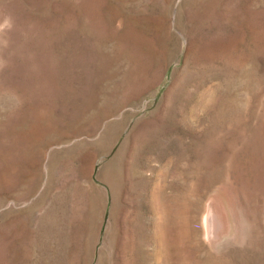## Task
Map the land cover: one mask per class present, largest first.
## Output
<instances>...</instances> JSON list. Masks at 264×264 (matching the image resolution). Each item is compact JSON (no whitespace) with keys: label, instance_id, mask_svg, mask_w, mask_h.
I'll return each instance as SVG.
<instances>
[{"label":"rangeland","instance_id":"rangeland-1","mask_svg":"<svg viewBox=\"0 0 264 264\" xmlns=\"http://www.w3.org/2000/svg\"><path fill=\"white\" fill-rule=\"evenodd\" d=\"M165 186L179 264H264V0H0V264H166Z\"/></svg>","mask_w":264,"mask_h":264},{"label":"bare ground","instance_id":"bare-ground-1","mask_svg":"<svg viewBox=\"0 0 264 264\" xmlns=\"http://www.w3.org/2000/svg\"><path fill=\"white\" fill-rule=\"evenodd\" d=\"M252 173V172H251ZM162 185V184H161ZM160 185V186H161ZM159 186V185H158ZM180 187V186H179ZM165 187L160 188V194L163 195L160 198H156L158 201V216H156V219L158 217L157 227H158V250L159 252V258L158 260H165L166 264H179L180 261H177V256L175 257L176 251L178 250L179 246V238L180 235L185 231V228L182 229L180 224L176 221V217L181 212V203H180V197L176 196H168L166 192L164 191ZM175 188V187H174ZM180 189V188H179ZM182 189V188H181ZM174 191V190H173ZM157 193V192H156ZM171 193V192H170ZM183 193V191H182ZM169 194V192H168ZM174 194H178L177 191H175ZM181 194V193H180ZM184 194V193H183ZM183 194H181L183 196ZM186 195V194H185ZM158 196V194H157ZM187 196V195H186ZM185 196V197H186ZM184 197V198H185ZM185 200V199H184ZM183 202V200H182ZM186 203V201H185ZM183 204V203H182ZM180 206V207H179ZM155 207V206H154ZM183 207V206H182ZM184 208V207H183ZM186 208V206H185ZM184 208V209H185ZM156 209V208H155ZM182 209V210H184ZM186 211V210H185ZM177 212V213H176ZM157 213V212H156ZM176 213V214H175ZM183 213V212H181ZM185 215V214H184ZM182 215V217L185 218V216ZM156 221V220H155ZM187 223V222H186ZM155 224V223H154ZM189 225V224H188ZM156 226V225H155ZM186 226V225H185ZM184 227V226H183ZM187 227V226H186ZM189 229V228H188ZM157 233V232H156ZM185 233V232H184ZM191 234V233H190ZM185 237V236H184ZM182 237V238H184ZM181 238V239H182ZM154 239V238H153ZM184 240V239H183ZM156 241V240H155ZM156 243V242H155ZM157 250V249H156ZM180 250V249H179ZM184 250V249H183ZM148 254V252H147ZM179 254V253H178ZM180 256V255H179ZM149 257V256H147ZM154 258V257H153ZM187 259V258H186ZM154 260V259H153ZM185 260V259H183ZM188 260V259H187ZM149 261V260H148ZM151 261V260H150ZM146 262V261H145ZM156 262L157 261H153ZM160 263V262H159ZM157 263V264H159ZM150 264V263H149ZM154 264V263H153Z\"/></svg>","mask_w":264,"mask_h":264}]
</instances>
